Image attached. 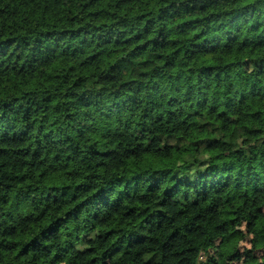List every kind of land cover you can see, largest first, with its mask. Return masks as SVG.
I'll use <instances>...</instances> for the list:
<instances>
[{
    "label": "trees",
    "instance_id": "obj_1",
    "mask_svg": "<svg viewBox=\"0 0 264 264\" xmlns=\"http://www.w3.org/2000/svg\"><path fill=\"white\" fill-rule=\"evenodd\" d=\"M256 250L264 0H0V264Z\"/></svg>",
    "mask_w": 264,
    "mask_h": 264
},
{
    "label": "rangeland",
    "instance_id": "obj_2",
    "mask_svg": "<svg viewBox=\"0 0 264 264\" xmlns=\"http://www.w3.org/2000/svg\"><path fill=\"white\" fill-rule=\"evenodd\" d=\"M255 54L252 52H248L247 54H245L243 56V60L249 57H254ZM256 245V241L254 240V238L252 236H247L245 238L244 241L240 242V246H241V250L244 251V249H250L252 247H254ZM217 250V248H215V251ZM213 253V252H212ZM255 254L257 255V257L262 261L264 260V252L260 251V250H256ZM205 259V258H203Z\"/></svg>",
    "mask_w": 264,
    "mask_h": 264
}]
</instances>
